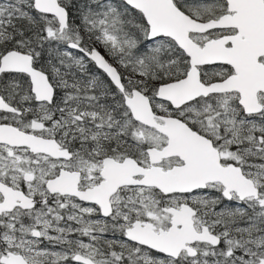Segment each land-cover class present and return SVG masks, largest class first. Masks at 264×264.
I'll return each mask as SVG.
<instances>
[{"label":"snow or ice","instance_id":"1","mask_svg":"<svg viewBox=\"0 0 264 264\" xmlns=\"http://www.w3.org/2000/svg\"><path fill=\"white\" fill-rule=\"evenodd\" d=\"M0 264H264V0H0Z\"/></svg>","mask_w":264,"mask_h":264}]
</instances>
